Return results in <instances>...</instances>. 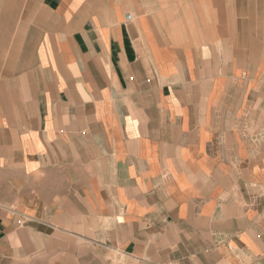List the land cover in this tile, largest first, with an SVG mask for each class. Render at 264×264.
<instances>
[{"label": "crops", "instance_id": "0c3cea01", "mask_svg": "<svg viewBox=\"0 0 264 264\" xmlns=\"http://www.w3.org/2000/svg\"><path fill=\"white\" fill-rule=\"evenodd\" d=\"M0 264H264V0H0Z\"/></svg>", "mask_w": 264, "mask_h": 264}]
</instances>
